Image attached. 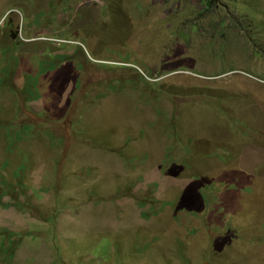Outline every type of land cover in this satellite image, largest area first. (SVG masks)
I'll use <instances>...</instances> for the list:
<instances>
[{
    "label": "rangeland",
    "instance_id": "374dc122",
    "mask_svg": "<svg viewBox=\"0 0 264 264\" xmlns=\"http://www.w3.org/2000/svg\"><path fill=\"white\" fill-rule=\"evenodd\" d=\"M0 264H264V0H0Z\"/></svg>",
    "mask_w": 264,
    "mask_h": 264
}]
</instances>
